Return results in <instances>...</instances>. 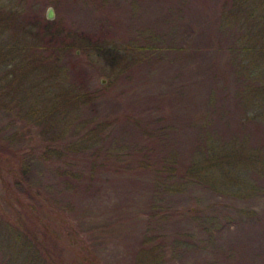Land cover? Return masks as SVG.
<instances>
[{
	"label": "rangeland",
	"instance_id": "1",
	"mask_svg": "<svg viewBox=\"0 0 264 264\" xmlns=\"http://www.w3.org/2000/svg\"><path fill=\"white\" fill-rule=\"evenodd\" d=\"M20 2L33 32L55 28L60 37L56 51L43 42L21 41L20 49L17 38L31 35L17 31L10 45L12 31H1L0 74L17 102L26 96L32 105L21 103L17 119L0 114L4 148L20 150L0 155V264H145L159 254L161 264H264V172L237 157L264 159V103L256 106L258 83L237 70L242 28L224 22L238 0L10 5ZM29 111L42 118L27 120ZM80 137L102 158L137 168L90 172L89 154L46 152ZM67 157L81 158L73 179L63 174ZM137 158L149 166L139 170ZM29 184L70 222L57 224L38 206L53 221L42 222L49 225V236H38L43 251H28L19 235L26 234L19 218L28 215L14 194Z\"/></svg>",
	"mask_w": 264,
	"mask_h": 264
},
{
	"label": "trees",
	"instance_id": "2",
	"mask_svg": "<svg viewBox=\"0 0 264 264\" xmlns=\"http://www.w3.org/2000/svg\"><path fill=\"white\" fill-rule=\"evenodd\" d=\"M3 1L7 2L8 4ZM20 4L22 3L20 2L17 5L16 4L10 5V0H0V35H1L2 29H4L5 33L8 31H12L11 38L10 37L8 38H10V45H14L15 44L14 36L15 38H17L16 32L20 31V35L26 32L29 35H31V37H26L24 38V40L22 39L18 40L17 38V41L19 42V45H20L19 47L20 49L22 48L26 49V46L22 47L23 43L21 41H23L26 44H30V46L36 45L39 42H43L44 48H45V45L48 44L49 48H51L53 51L58 50V48L55 49L53 46H54V42L58 40V37H60V33H58L55 28L51 32L50 31L44 32L43 30H40V33L33 32V26H31L30 23L28 24V22L26 21L24 9L22 5ZM232 21H235V27L242 28V33L238 35V41H237L238 45L236 48L237 50L240 48L239 50L241 53L240 55L241 62H244V64L243 65L241 64L237 70L240 71L242 75L247 76L248 79L256 81L258 83V86H256V99H257L256 106L260 107L264 103V0H238V4L236 3L233 8L230 6L229 11L226 12V15L224 17V22L229 23L230 26L233 25L231 23ZM4 31H2V34L4 33ZM8 42L9 41H7V43ZM67 43L68 42H65V46ZM64 49H70V46L67 45V47H64ZM8 52L10 53V51ZM37 59L39 60L44 59L45 61H47L45 62L47 65L50 64L51 66H57L56 64H52L54 63L53 62L54 59L52 58L40 57V55L37 54ZM247 62L249 64L246 65ZM1 71L2 70H0V72ZM6 74L3 73L2 76L0 74V114H2V112H4L5 114H8L9 116L13 114L15 115V118L17 119L18 118V116L16 117V114L18 112L17 109L21 108L20 107L21 103L23 105H30V107L32 104L29 103V101L26 99V96L23 97L21 102H17V95H16L17 90H15L14 84L11 86V81L10 79L8 80ZM77 93L80 99H83V98L86 99L87 97H90V96H87L85 93H80V92H77ZM74 98L76 100H79L76 97ZM73 105L74 104H72L71 107ZM20 112L22 113V110H20ZM25 116H27V120H29V118H33L34 120H36V122H38V120L42 118L41 116H39V114L35 113L33 115L30 111ZM55 131L56 129H54V133L51 134L52 142L55 140L52 137V135L53 136L56 135ZM62 132H65V131L62 130ZM16 137H13L12 140H15ZM63 137H65V135ZM80 138H81L80 141H78V138H77L74 141L69 142L68 144L65 143L63 146L65 147L64 150H60L59 148H56L55 146L51 148L52 143H50L51 144L50 146H45L46 152L51 151L52 154L53 152H56L57 157H59L63 153L64 154L69 153V151L70 153L73 152L71 153L73 155L77 154V155L82 156V155L89 154V156L91 157V161L89 164L90 172L91 170L101 171L102 169H107V168L119 170L129 165L136 167L134 163L130 164L128 160H123V163H116L115 161L116 160L119 161V159L112 160L110 157L102 158L100 153L98 152V148L94 147V144L91 143L90 139L88 138L86 139V137H80ZM51 140L49 142H51ZM3 141L5 140L0 139V155H3L5 150H7V152L9 153L11 152L13 156L16 155L18 151H20L17 149H16L17 151H13L10 148H4ZM91 146H93L92 149L89 148ZM212 150H213V147H212ZM229 150H231L232 152H230ZM227 151H228L227 156L229 157V159L234 158V155H236V148H229ZM243 151L246 154L248 153L244 148H243ZM210 152H211V149H210ZM237 153H238L237 157L243 156L244 159H246V161L249 162L250 164L253 163V161H255L256 167L260 169L262 172H264V159H262V157L260 158L259 153L256 152V154H253V155L248 154V157H246V155L243 154L242 152H237ZM218 157L219 156L217 155V153L215 152L212 153V159H215L216 162L218 161L217 160ZM71 158L67 157L65 161L62 160V170H63V174L70 175L71 179H73L75 177H72V176H78V174L81 173L80 167L76 166L78 164V161L81 158H76L75 164L72 161L74 157L72 159ZM3 160H5L6 162L8 161L7 158L1 159L2 162H5ZM137 166L139 167V170H144L145 168L149 166V164H147L146 161L140 160L137 158ZM71 179H70V182H71ZM4 186L9 188L11 184L9 185L5 182ZM20 191H21L20 193H15L14 196H16L17 200L19 201L22 207V208L20 207V212H23V213L25 212L24 214L28 215V216L19 218L21 225L23 226V229L26 233V234H19L20 239L21 240L23 239V244L27 247L28 251L30 252L43 251L45 249H44V245L41 243H45V242L39 241L38 236L39 235L49 236V233H48L49 225L42 223L43 221H45L44 219H47V217L45 218V217L39 216V213L37 211L38 206L40 205L43 207L42 209H45L47 212L49 211V213L51 214V217L54 219L55 223L57 224L59 221L55 219H58L60 221L62 220L61 223H63V225H65L66 223L70 224V222L68 221L67 213L65 212L59 213L49 203H47L44 200H41L42 196L39 190L31 187L30 184L24 185V187L20 189ZM49 221L51 220L47 219V222L49 224H52L53 221H51V223ZM37 222H41L44 226L39 225L41 223H37ZM28 223L34 224L33 230L30 228V225ZM69 229L71 231L70 232L71 235L77 236V231H76L77 228L75 230L73 226H70ZM55 236L57 235L55 234ZM81 243L83 245L85 244L82 241ZM146 252L148 251L147 250L142 251V253H146ZM148 253L159 254V251L156 248H151ZM159 259H161L160 254L157 255L156 257H152L151 259H147V262H145V264H161Z\"/></svg>",
	"mask_w": 264,
	"mask_h": 264
},
{
	"label": "water",
	"instance_id": "3",
	"mask_svg": "<svg viewBox=\"0 0 264 264\" xmlns=\"http://www.w3.org/2000/svg\"><path fill=\"white\" fill-rule=\"evenodd\" d=\"M47 18L50 19V20L54 18V10H53V8H48Z\"/></svg>",
	"mask_w": 264,
	"mask_h": 264
}]
</instances>
